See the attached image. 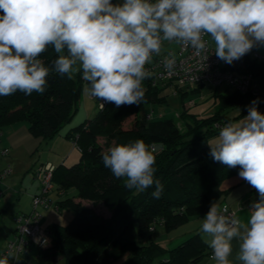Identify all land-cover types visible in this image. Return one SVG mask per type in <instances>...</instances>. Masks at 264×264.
Here are the masks:
<instances>
[{
	"label": "clouds",
	"instance_id": "clouds-1",
	"mask_svg": "<svg viewBox=\"0 0 264 264\" xmlns=\"http://www.w3.org/2000/svg\"><path fill=\"white\" fill-rule=\"evenodd\" d=\"M162 41L189 46L204 62L211 46L230 65L264 45V0H0V96L43 94L51 73L69 80L80 73L84 91L101 107L139 106L142 82L151 75L145 65ZM49 46L58 54L51 67L39 58ZM174 65L169 59L164 66L171 71ZM258 104L253 100L242 120L229 121L207 143L211 159L240 166L239 178L259 196L246 219L211 202L200 233L215 264H264V113ZM155 152L137 139L108 148L102 163L133 194L154 188L159 199L164 185L155 178ZM0 264H11L9 257Z\"/></svg>",
	"mask_w": 264,
	"mask_h": 264
},
{
	"label": "trees",
	"instance_id": "trees-1",
	"mask_svg": "<svg viewBox=\"0 0 264 264\" xmlns=\"http://www.w3.org/2000/svg\"><path fill=\"white\" fill-rule=\"evenodd\" d=\"M57 55L49 46L39 58L51 67ZM239 61L245 71L264 85V63L251 59L248 54ZM150 79L149 76L142 82L145 97L139 106L117 108L108 103L91 120L70 129L66 137L76 144L80 158L70 166L54 165L55 190L65 192L73 188L80 199L102 200L112 209L110 216L104 219L72 197L53 203L59 210H70L71 219L66 224L48 226L50 244L45 248L30 247L19 256L17 264H37L33 249L46 260H62L63 264H110L120 260V264H198L204 258L207 246L199 231L172 246L160 244L154 234L158 226L171 231L192 217L204 216L211 202L219 201L223 194L219 184L240 166L228 168L214 162L209 155L207 137L220 130L214 127L215 123L229 122L223 113L227 106L250 104L259 98L258 107L264 113V94L235 91L228 96L219 95L218 111L206 117L192 115L188 113L189 107L183 106L176 119H146V109L168 105L161 92L169 86L153 85ZM83 82L80 73L69 80L66 75L61 77L53 72L47 78L43 94L26 95L18 90L15 94L0 96V128L26 122L34 138L52 139L77 111ZM203 87L196 85L192 91ZM177 93L184 96L181 89ZM130 115H134L133 127L123 128L122 120ZM99 137L104 138L106 146L137 139L155 146V178L164 185L159 199L151 194L154 188L133 194V190L124 186L123 178L116 179L103 166L104 151L98 144Z\"/></svg>",
	"mask_w": 264,
	"mask_h": 264
},
{
	"label": "crops",
	"instance_id": "crops-1",
	"mask_svg": "<svg viewBox=\"0 0 264 264\" xmlns=\"http://www.w3.org/2000/svg\"><path fill=\"white\" fill-rule=\"evenodd\" d=\"M253 49L255 50V53L264 54V45L258 44L254 46ZM247 54L250 56L251 59H254L253 55H250L249 53ZM231 68L237 71H243L244 69H246L244 67V64H242L239 60L234 61L231 64ZM85 83L86 82H83L82 92L76 111L77 113L80 112L81 108L83 112V118H81V120L77 122V124L73 121L72 118L70 122L62 126L59 132H63L59 134L57 133L55 135L57 137L54 136L53 139H51V147H49L48 145L50 152L47 153L48 156H44L46 157L45 159L42 158V152L40 155L39 153L38 155L36 153L48 140L43 141L41 139L34 138L30 134L28 130V124L26 122H17L2 126L0 128V151L3 149L8 150L6 155H0V172L3 168L8 165L11 168L10 175H8L4 179H0V252L2 251L6 242L13 236L15 229V222L13 220V217L19 214H27L32 211V198L39 193V182L34 177L36 165H40L41 163H51L55 166L60 164L67 166L69 163H71V165L76 163L78 161L77 157L80 158V151L76 146L73 145L72 141L66 137V133L73 127H76L77 125L85 121L91 120L97 112L96 111L95 114L90 116V109L92 107H89V104L96 103L97 105V98L90 96L84 91ZM195 86L196 85H194V87ZM194 87L190 91L183 90L184 88H189L188 86L182 87L181 93L184 92L185 95L187 94V92H193L192 90L194 89ZM217 88L218 87L215 88L210 85H205L201 90L195 92L202 93L204 91L205 95H217L218 93H220L219 95L225 96L231 95L233 92H235L232 89L229 90L230 88H225L222 90V92H216ZM165 89L172 88H163V91ZM175 95H178V93H175ZM80 101H82L81 105ZM157 108L146 109V115L148 113H152V118H165L162 111L156 112ZM177 116L178 114L176 115V118ZM66 144H70V146H68L69 148L67 147L64 149L66 151L65 155H63L64 150L59 152L60 154L58 153V156L56 157L52 155V151H58L59 149L66 146ZM53 161L57 162L54 163ZM239 170L231 174L229 177L224 178L223 181L219 184V188L221 189V191H223V194L221 195L218 203L220 205H227V207L234 212L235 216H239L241 218L246 219L248 216V209L251 203L254 200H258L259 196L257 191L253 187H251L243 179L239 178ZM69 190L63 192L53 189L49 195V198L55 204L56 202L68 197H72V200L75 202H83L82 199H79L76 196V190L75 194L71 196H69L68 194ZM55 204H53V206L48 209L38 208V211L41 215V221L46 218L50 219L53 215L55 217L56 213L61 214L62 210H66L57 209V207H54ZM193 218V222L199 224H195L194 229H197L196 231L200 232V224L202 222L203 216ZM54 220L56 221V219ZM48 221L50 220H47V222ZM52 224L61 223L53 222ZM52 224L48 222V224H45L44 226L48 227ZM184 238V235L171 236L168 238L167 244L170 243L169 246H172ZM207 253L198 264H215V262L211 259V249L208 246Z\"/></svg>",
	"mask_w": 264,
	"mask_h": 264
},
{
	"label": "built area",
	"instance_id": "built-area-1",
	"mask_svg": "<svg viewBox=\"0 0 264 264\" xmlns=\"http://www.w3.org/2000/svg\"><path fill=\"white\" fill-rule=\"evenodd\" d=\"M205 39L209 38L205 37ZM172 44H174L173 47ZM212 52L213 48L210 46L207 52L208 60L204 62L203 53H198L195 49L182 46L174 41H162L160 52L152 55L150 63L146 64L145 68L151 73L150 81L153 85L167 84L169 88L174 89L175 93L189 85H210L215 88L225 85L240 93L264 94V85L255 80L248 71H237L231 68V64L218 59ZM253 58L264 63V54L254 52ZM169 59L175 60L171 71L166 70L164 66ZM105 106L101 107V101L97 98L98 109L101 110ZM145 118L151 119L152 113H148ZM214 127L222 128L223 124L217 122ZM72 143L76 146L74 142ZM7 152V149H3L0 155H6ZM54 168L53 164L44 163L34 171V177L39 182V193L32 198V211L14 217V234L0 253V258L9 257L11 264H17L19 256L28 251L30 247L45 248L50 244L48 229L42 228L39 224L41 215L38 208L48 209L53 206L49 195L54 189L52 181ZM10 173L11 168L8 165L1 170L0 179L6 178ZM221 206L227 209L225 215L235 216L227 205L222 204Z\"/></svg>",
	"mask_w": 264,
	"mask_h": 264
},
{
	"label": "rangeland",
	"instance_id": "rangeland-1",
	"mask_svg": "<svg viewBox=\"0 0 264 264\" xmlns=\"http://www.w3.org/2000/svg\"><path fill=\"white\" fill-rule=\"evenodd\" d=\"M112 2L113 3H120V2H122V0H112ZM173 46H174V44H172V47ZM254 52H255V50L252 49V50H250L249 54L254 55ZM188 87L189 88H184L183 90L190 91L194 87V85H190ZM223 89H224V87H219L216 89V92H222ZM229 90H231V89H229ZM219 94L220 93H218L217 95H214V96L205 95V92L203 91L202 93L201 92L200 93L199 92H187V94H185L183 96L181 94L175 95V92L172 89H165L162 92V96H164L166 98L168 105L164 106L162 108L156 107L157 108L156 112L162 111L165 118H176V115L179 114L182 111V109L184 108L183 106H185V107H189L188 113L195 115V116H198V117H206V116L214 114L216 111H218L219 106H220L219 97H218ZM260 95H262V94H260ZM81 102L82 101H80V105H81ZM248 105L249 104L245 103L243 105L227 106V108L223 110V113L228 117L229 121L235 122L238 120H242L243 117L247 115V106ZM89 107H92L90 109V116H92L98 110V107H97L96 103L89 104ZM258 110L261 112L260 107H258ZM81 118H83V112H82V109L80 108V112H78V113L75 112V114L73 116V121L76 122V124H77V122H79L81 120ZM222 124L224 126L226 123L223 122ZM121 125L123 128H127V129L132 128L134 125V115H130L125 120H122ZM179 125L181 126V123ZM62 132H59V133H62ZM218 134H219V131L213 135H208L206 142H208L209 140H214V138H216L218 136ZM55 137H57V136H55ZM97 141H98V144L102 147V150L104 152L107 151L108 148L113 146L112 142L109 143L108 146H106V142H105L104 138H102V137H99L97 139ZM51 143H52V140L51 139L48 140L46 143H44L42 145V147L40 148V150H38V152L36 154L38 155V153H39V155H40L42 152V158L45 159L46 157H44V156H46L47 153L50 152L49 147H51ZM48 145H49V147H48ZM68 146H70V144H66V146H64L61 149L58 148L59 149L58 151H56V150L52 151V155H54V157L58 156V153L63 151ZM65 154H66V151L64 150L63 155H65ZM77 158H78L77 160H79V157H77ZM53 162L55 163L57 161H53ZM69 164L71 165V163H69ZM69 164L67 166H70ZM38 166L39 165H36L35 169H37ZM68 194H69V196L74 195L75 189H70ZM82 201L83 202H81V201H78V202H81V204L84 207L92 210L94 213L101 216L102 218L106 219L110 216L112 209L110 207L106 206L102 200L92 201L90 199L89 200L82 199ZM71 217H72V213L70 210H62L61 214L56 213L55 217L53 215V216H51L50 219L46 218V219H43L42 221L40 218L39 222L41 221L40 226L42 228H47L44 225L48 224V222L51 224L53 222L66 224L67 222H69ZM54 219H56V221ZM193 219H194L193 217L190 218L187 222H185L184 224H182L178 228L173 229L171 231H165L161 227L158 226L156 229V233L154 234V239L164 246H169L170 243L167 244V240L171 236H175V235L183 236L184 235L185 238L192 236V234L196 233V230H197V229H194L195 224H198V223L193 222L194 221ZM47 220H50V221L47 222ZM45 222H47V223H45ZM32 253L35 256H37V259H38L37 264H63L62 260L48 261V260L40 257L35 249L32 250ZM121 261L122 260L116 261L117 263H115V264H120ZM110 264H114V263H110Z\"/></svg>",
	"mask_w": 264,
	"mask_h": 264
}]
</instances>
